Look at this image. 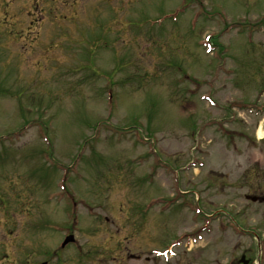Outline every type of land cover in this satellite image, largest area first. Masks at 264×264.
Returning a JSON list of instances; mask_svg holds the SVG:
<instances>
[{
  "label": "rangeland",
  "instance_id": "374dc122",
  "mask_svg": "<svg viewBox=\"0 0 264 264\" xmlns=\"http://www.w3.org/2000/svg\"><path fill=\"white\" fill-rule=\"evenodd\" d=\"M183 1L0 0V264L257 260V237L228 220L264 236V202L245 199L264 194V0H201L203 15L191 0L176 22L150 20ZM47 157L72 166L65 192ZM157 196L171 208L143 213ZM190 234L203 239L188 250ZM178 237L169 261L150 252Z\"/></svg>",
  "mask_w": 264,
  "mask_h": 264
},
{
  "label": "bare ground",
  "instance_id": "6f19581e",
  "mask_svg": "<svg viewBox=\"0 0 264 264\" xmlns=\"http://www.w3.org/2000/svg\"><path fill=\"white\" fill-rule=\"evenodd\" d=\"M262 134H263L262 131L259 129L258 130V137H261Z\"/></svg>",
  "mask_w": 264,
  "mask_h": 264
},
{
  "label": "water",
  "instance_id": "95a60500",
  "mask_svg": "<svg viewBox=\"0 0 264 264\" xmlns=\"http://www.w3.org/2000/svg\"><path fill=\"white\" fill-rule=\"evenodd\" d=\"M255 197H253V199H254Z\"/></svg>",
  "mask_w": 264,
  "mask_h": 264
}]
</instances>
